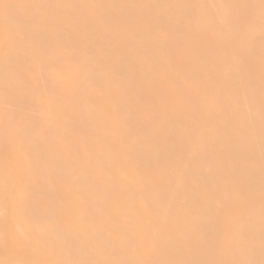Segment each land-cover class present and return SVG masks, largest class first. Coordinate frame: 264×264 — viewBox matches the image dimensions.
<instances>
[{"label":"bare ground","instance_id":"obj_1","mask_svg":"<svg viewBox=\"0 0 264 264\" xmlns=\"http://www.w3.org/2000/svg\"><path fill=\"white\" fill-rule=\"evenodd\" d=\"M262 17L0 0V264H260Z\"/></svg>","mask_w":264,"mask_h":264},{"label":"snow or ice","instance_id":"obj_2","mask_svg":"<svg viewBox=\"0 0 264 264\" xmlns=\"http://www.w3.org/2000/svg\"><path fill=\"white\" fill-rule=\"evenodd\" d=\"M262 4H264V0H262ZM49 21L46 18H41L37 21L38 26H47ZM261 35L264 37V17L261 20ZM262 251H264V236H262ZM89 264H107V262H89ZM231 264H255L253 261H233ZM260 264H264V260H261Z\"/></svg>","mask_w":264,"mask_h":264}]
</instances>
